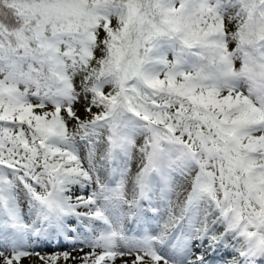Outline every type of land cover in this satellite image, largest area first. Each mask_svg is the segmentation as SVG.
Instances as JSON below:
<instances>
[{
	"label": "snow or ice",
	"instance_id": "obj_1",
	"mask_svg": "<svg viewBox=\"0 0 264 264\" xmlns=\"http://www.w3.org/2000/svg\"><path fill=\"white\" fill-rule=\"evenodd\" d=\"M0 264H264V0H0Z\"/></svg>",
	"mask_w": 264,
	"mask_h": 264
}]
</instances>
